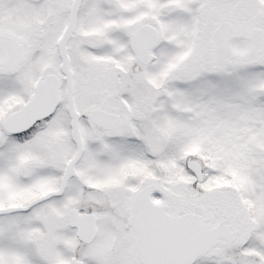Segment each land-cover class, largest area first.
Instances as JSON below:
<instances>
[{
    "label": "snow or ice",
    "instance_id": "snow-or-ice-1",
    "mask_svg": "<svg viewBox=\"0 0 264 264\" xmlns=\"http://www.w3.org/2000/svg\"><path fill=\"white\" fill-rule=\"evenodd\" d=\"M0 264H264V0H0Z\"/></svg>",
    "mask_w": 264,
    "mask_h": 264
}]
</instances>
